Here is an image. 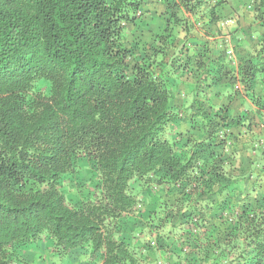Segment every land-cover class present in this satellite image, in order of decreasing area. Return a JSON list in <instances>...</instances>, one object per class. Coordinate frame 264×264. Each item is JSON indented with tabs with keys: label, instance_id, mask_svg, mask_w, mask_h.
Here are the masks:
<instances>
[{
	"label": "trees",
	"instance_id": "1",
	"mask_svg": "<svg viewBox=\"0 0 264 264\" xmlns=\"http://www.w3.org/2000/svg\"><path fill=\"white\" fill-rule=\"evenodd\" d=\"M223 1L0 0V264H264V11L233 67Z\"/></svg>",
	"mask_w": 264,
	"mask_h": 264
},
{
	"label": "crops",
	"instance_id": "2",
	"mask_svg": "<svg viewBox=\"0 0 264 264\" xmlns=\"http://www.w3.org/2000/svg\"><path fill=\"white\" fill-rule=\"evenodd\" d=\"M261 1L263 0H224L221 6L222 12L225 15V19L220 24L222 31L221 34H217L214 38L209 37L212 47H217L220 41L224 42L227 55V51L230 48L234 49V41L239 38L242 44V51H252L254 43L263 31V28L259 26L260 20L255 16L257 13L256 7L263 5L264 11V2ZM227 57L230 59L231 65L237 67L238 61L234 50L233 55H227ZM237 83L239 87L236 89L241 90L240 83ZM233 105H235V111H233L238 112L240 105L238 103H234ZM236 105H238V108ZM245 106L251 107L250 102L248 104L245 101Z\"/></svg>",
	"mask_w": 264,
	"mask_h": 264
},
{
	"label": "rangeland",
	"instance_id": "3",
	"mask_svg": "<svg viewBox=\"0 0 264 264\" xmlns=\"http://www.w3.org/2000/svg\"><path fill=\"white\" fill-rule=\"evenodd\" d=\"M153 7H154V6H153L152 3H151V4L149 5L148 9L152 10ZM147 13H148V12H147ZM90 175H91V171L88 170V169H84V170L81 171L80 178L88 177V176H90ZM151 244L153 245L154 242L151 241ZM159 261H161V259H159V260L157 261V264H159Z\"/></svg>",
	"mask_w": 264,
	"mask_h": 264
},
{
	"label": "built area",
	"instance_id": "4",
	"mask_svg": "<svg viewBox=\"0 0 264 264\" xmlns=\"http://www.w3.org/2000/svg\"><path fill=\"white\" fill-rule=\"evenodd\" d=\"M227 55H229V56L233 55V50L231 48L227 51ZM238 87H239V84L236 83L235 88H238ZM159 264H166V263H165V261H159Z\"/></svg>",
	"mask_w": 264,
	"mask_h": 264
}]
</instances>
